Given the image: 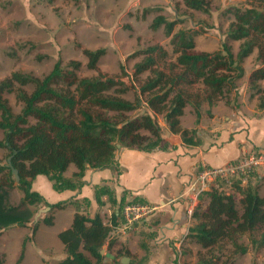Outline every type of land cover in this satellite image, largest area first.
Segmentation results:
<instances>
[{
  "label": "trees",
  "instance_id": "obj_1",
  "mask_svg": "<svg viewBox=\"0 0 264 264\" xmlns=\"http://www.w3.org/2000/svg\"><path fill=\"white\" fill-rule=\"evenodd\" d=\"M183 2L188 8L209 10V0ZM231 13L234 18L226 33L227 39L242 41L236 55L228 40L223 42L221 50L215 52L197 50L194 33L181 29L173 34L177 21H169L163 16L154 20L153 27L165 24L166 35L172 36L170 42L175 60L166 69L161 68L158 63L167 59L168 51L160 45L134 52L135 57L143 56L135 64L134 78L145 72L150 74L138 87L141 98L134 101L123 97L129 89L124 80L99 70L98 62L104 49H83L88 68L99 72L96 77L79 75L82 63L72 59L65 66L57 60L43 77L13 71L0 80V129L4 132L0 148L8 150L20 177L17 181L12 168L0 162V234L13 223L29 221L33 216L31 206L43 204L50 207V215L42 219L47 225L53 224V210L65 206V201L49 203L41 193L32 189L38 175L47 176L57 191L75 190L83 186L88 167H112L120 172L119 146L147 152L157 148L168 150L171 144L162 136L157 120L159 115L163 116L171 132L181 134L186 144H199L201 138L197 130L181 125L180 117L185 106L190 104L195 109L199 121V109L203 103L213 105L222 99L226 90L236 88V80L244 75L242 62L255 48L263 64L249 76L250 88L255 90L251 96L258 94V106L264 109V85L260 84L264 81V3L233 7ZM195 84H199L200 89L191 91ZM26 86H31V91ZM11 92H15L22 104L19 112L13 110L5 96ZM144 104L145 110L131 115ZM71 164L76 171L67 177L64 173ZM236 188L241 193L240 209L235 195L216 188L205 192L208 202L204 207L198 205L195 208L192 217L196 222L190 227L188 236L203 248L212 249L221 240L229 238L244 253L247 248L237 243L235 234L238 233L252 236L254 232H260L264 243V195H260L256 185ZM103 196H107L110 202L117 200L108 185L97 184L95 198L99 205H103ZM12 197L17 203L11 200ZM121 199L119 217L121 207L127 202L125 196ZM83 202L88 204L89 200L85 198ZM21 205H26V211L12 215ZM113 213L115 216V211ZM36 230L37 225L33 232ZM110 230L99 213L94 216L75 213L71 225L58 233L66 256L56 264H106L102 249ZM114 262L121 264L116 258ZM217 262L214 258L199 264ZM0 264H6L1 255ZM129 264L148 263L136 261Z\"/></svg>",
  "mask_w": 264,
  "mask_h": 264
},
{
  "label": "rangeland",
  "instance_id": "obj_2",
  "mask_svg": "<svg viewBox=\"0 0 264 264\" xmlns=\"http://www.w3.org/2000/svg\"><path fill=\"white\" fill-rule=\"evenodd\" d=\"M262 2L264 3V0H209V10L203 12L188 8L183 0H0V80L13 71L43 77L51 71L57 60L65 66L72 59L82 63L79 75L96 77L99 72L88 68V59L83 49H104V54L98 62L99 70L124 80L129 89L123 97L134 101L141 98L138 87L150 74L145 72L134 78L135 64L141 61L143 56L135 57L133 53L149 46L160 45L168 51V57L165 61L160 60L158 65L166 69L168 64L175 60L170 42L172 36L166 35L165 24L153 27L154 20L163 16L169 21H177L173 34L181 29H187L194 33L197 50L215 52L221 50L223 42L228 40L226 33L234 18L231 9L250 5L260 6ZM228 42L236 55L242 41ZM262 60L258 49L255 48L242 62L244 74L245 68L254 70L257 65L263 64ZM243 76L236 80V87L248 79L249 94L254 93L255 90L250 88V75L245 80ZM199 87V84H195L191 91H197ZM25 88L31 91V86ZM233 90H226L216 104L221 101L225 103L227 100L236 104L239 94L237 89ZM5 96L13 110L19 112L22 104L15 92L7 93ZM144 98L145 96H142V99ZM145 105L131 115L145 110ZM207 110L202 108L201 112ZM195 114L198 123L200 120L197 121L196 111ZM157 120L164 132L163 116L159 115ZM3 138L4 132L0 129V139ZM8 158V150L0 148V162L6 164ZM73 169L76 171L74 166L69 171ZM247 178L253 185L258 186L260 195H264V168L252 172ZM236 182L217 181L214 188L224 193L231 192L233 187H236ZM235 196L240 209L241 193ZM11 200L17 203L14 197ZM200 200L204 205L205 201H208L207 195L203 193ZM25 206H18L11 214L15 216L25 212ZM30 209L33 216L29 221L13 223L1 232L0 255L6 264H56L66 252L58 239V234L56 236L50 231L49 226L42 220L50 215V209H46L43 204L31 206ZM104 209L106 208H99L100 214L109 224L113 220L111 215L113 208L110 212L103 211ZM68 215L69 212L66 213V218ZM36 225L37 230L33 232ZM58 225L60 224L58 223L56 227ZM140 232L135 229L127 230L129 240L140 237L139 243L130 246L129 242L126 241L127 244H124L122 241V232L111 228L107 241L116 245L114 248H109L108 244L104 245L102 250L106 255V264H115L107 253L118 249L117 260L127 256L129 263L147 261L149 250L140 245L142 235L146 236V232L144 228ZM235 237L239 245L247 248L246 252H240L229 238L221 240L212 249H205L194 239H190L187 246L176 251L175 264H199L203 260L214 258L218 260L216 264H264V243L260 232H254L252 236L238 233ZM40 247L43 252L41 254H44L42 259L39 254Z\"/></svg>",
  "mask_w": 264,
  "mask_h": 264
},
{
  "label": "crops",
  "instance_id": "obj_3",
  "mask_svg": "<svg viewBox=\"0 0 264 264\" xmlns=\"http://www.w3.org/2000/svg\"><path fill=\"white\" fill-rule=\"evenodd\" d=\"M91 31L94 32V30ZM251 70L253 69L245 68L244 80L251 74ZM260 84L262 85L263 81ZM236 89L239 94L236 104L231 101L229 103L221 101L211 107L208 103H203L199 109L198 123L195 109L190 104L185 106L184 113L180 117L181 123L184 128L197 130V135L201 138L199 144H186L181 134L171 132L164 120L162 136L171 144V147L168 150L157 148L147 152L119 146L117 158L120 172L112 167L103 169L88 167L81 188L63 191L55 190L47 176L38 175L32 183L33 190L41 193L49 203L65 201L63 208L53 210L54 220L52 225H48L49 230L57 236L61 230L71 225L75 213L94 216L96 213L100 214L99 208L105 207L103 211L107 212L113 208L112 222L109 224L104 220L103 222L110 228L123 233L121 239L124 244L129 242L130 246H134L139 243L140 237L129 240L127 230L123 231L122 227L120 228L121 215L119 217L118 212L122 196H125L126 201L136 197L137 202L156 207L151 216L142 223L143 225L140 223L141 225L138 224L139 226L135 227L139 233L142 228L146 232V236L142 235L140 242V245L145 249L148 248L150 253L146 262L175 264L176 251L189 244L191 239L188 236L189 229L196 222L193 217L188 216L187 212L192 178L204 166L219 167L246 152L264 148V109L258 107V95L249 94L248 79L234 88ZM202 108L208 110L203 113ZM72 166L74 165L71 164L68 167L64 173L65 176L70 177L73 174L75 169L69 171ZM97 184L108 185L114 191L117 200L110 202L107 196H103L101 198L103 205H99L95 198ZM235 184L242 189H246L250 184L253 185L249 178L237 181ZM226 193L238 195L240 192L236 191L234 186L231 192ZM85 198L89 200L88 204L83 202ZM199 201L202 207L208 202L205 201L202 205L203 201L201 202L200 199ZM66 211L69 212L68 218H66ZM58 223L60 225L56 227ZM106 244L109 248H114L116 245L109 244V241ZM30 248L27 247V249ZM41 251L40 247L39 254L43 253ZM117 251L119 252V249L109 253L112 255L109 257L110 260L116 258ZM43 255H40V259ZM65 256L66 254L63 253L60 260Z\"/></svg>",
  "mask_w": 264,
  "mask_h": 264
},
{
  "label": "built area",
  "instance_id": "obj_4",
  "mask_svg": "<svg viewBox=\"0 0 264 264\" xmlns=\"http://www.w3.org/2000/svg\"><path fill=\"white\" fill-rule=\"evenodd\" d=\"M260 168H264V148L246 152L219 167L204 166L190 182L188 216L192 217L195 208L199 205L201 195L214 188L217 181H240ZM155 208L148 203L128 200L121 207L120 228L122 227L123 231L135 229L138 224L151 216Z\"/></svg>",
  "mask_w": 264,
  "mask_h": 264
},
{
  "label": "water",
  "instance_id": "obj_5",
  "mask_svg": "<svg viewBox=\"0 0 264 264\" xmlns=\"http://www.w3.org/2000/svg\"><path fill=\"white\" fill-rule=\"evenodd\" d=\"M7 164L12 168V173L14 174L16 180L19 181L20 177H19V174H18V170L16 168H14L13 165H12V156H9ZM46 209H50V207L46 206ZM107 255L109 257H112V255L109 254V253H107ZM119 261H120L121 264H128L129 263V257L124 256Z\"/></svg>",
  "mask_w": 264,
  "mask_h": 264
}]
</instances>
